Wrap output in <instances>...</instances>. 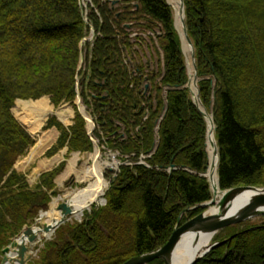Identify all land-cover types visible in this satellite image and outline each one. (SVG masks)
Listing matches in <instances>:
<instances>
[{
	"label": "trees",
	"instance_id": "1",
	"mask_svg": "<svg viewBox=\"0 0 264 264\" xmlns=\"http://www.w3.org/2000/svg\"><path fill=\"white\" fill-rule=\"evenodd\" d=\"M184 2L200 97L217 126L220 187L264 186V0ZM83 10L81 0H0V254L49 207L67 163L34 185L15 168L36 142L12 111L17 99L50 96L58 107L80 91L93 136L124 162L106 204L61 225L29 264H124L165 245L179 219L184 224L204 208L182 213L212 198L203 175L207 120L187 86L173 8L167 0H91L96 38L86 43L80 68L81 42L90 34ZM156 28L159 69L143 62L130 68L127 58L137 44L155 43ZM86 125L77 108L70 126L50 116L43 129L55 126L60 135L46 155L64 147L67 156L92 152ZM261 218L222 229L214 240L227 241L196 264H264Z\"/></svg>",
	"mask_w": 264,
	"mask_h": 264
},
{
	"label": "water",
	"instance_id": "2",
	"mask_svg": "<svg viewBox=\"0 0 264 264\" xmlns=\"http://www.w3.org/2000/svg\"><path fill=\"white\" fill-rule=\"evenodd\" d=\"M85 1L86 0H82V4L84 5V20L90 27L91 34L82 40V47L84 46L86 41L95 38L96 35V30L88 19V8ZM179 5V12L180 15H182V29H178L177 23L176 27L181 36L183 51L187 58V66L189 71V81L187 85L191 89L194 102L206 117L208 123L206 145L208 146L209 137L212 132L210 129L209 121L213 120L214 122V133L217 131V127L215 125L214 114L212 110L208 111L201 101L200 89L198 86L199 78L198 67L196 62V52L193 41L187 29L184 0H179ZM81 60H83V55L81 56ZM77 105L81 113L85 117L86 121L88 122L89 126L92 123L93 119L86 113V108L81 102L80 92H78L77 96ZM210 145H212L213 147V152L218 154L219 164V147L217 144L216 137L215 141L212 142V144ZM209 169L210 166L208 168L207 173L205 174L208 179ZM209 181L211 189L213 191L212 199L210 201L201 203L198 206L187 208L182 214H184L188 210H192L197 207L204 208L201 213L188 220L184 224H181L179 219L170 240L165 245L154 251L134 256L128 261H126L124 264H147L148 262H151L152 260L157 258H162L164 260V264H174L175 259L180 258V255H178V248L184 236H188L192 233L200 231L213 230L211 233H209L212 235L213 238L220 230L225 227L242 223L249 219L264 215V186H238L222 190L219 185L220 189L225 192L224 195L220 197L216 189L213 187L210 179ZM246 190L250 191L251 195L248 200L243 203H240L239 197ZM70 200L71 198H68L58 205V208L62 211V217L60 220H55L52 223H47L44 221L41 222L40 219L37 221L38 223H40L39 226H26L21 232V234L17 238H15L10 245L6 246L3 249V257L0 261V264H28V262L33 257L32 247L36 245V243L40 240L50 238H44L45 236L42 234V230L53 234L60 225L65 223L73 215L74 208L72 207ZM44 215L45 212L41 215V218ZM226 241L227 239L223 241L211 242L209 245L200 249L199 252H197L193 257L189 258L186 261L183 260V264H196L203 257H205L212 249L222 245Z\"/></svg>",
	"mask_w": 264,
	"mask_h": 264
},
{
	"label": "rangeland",
	"instance_id": "3",
	"mask_svg": "<svg viewBox=\"0 0 264 264\" xmlns=\"http://www.w3.org/2000/svg\"><path fill=\"white\" fill-rule=\"evenodd\" d=\"M167 1L175 6V4L173 3L172 0H167ZM173 13H174V18H175L176 23H177L176 9L175 8L173 9ZM177 27H178V29H181V28H179L178 23H177ZM136 49L138 50V53L136 52V54H134L133 56L128 57V59H129L128 63L130 64V67L133 68L136 63L143 61L144 63H147L149 65L148 69L157 70L158 67H157L156 59L159 60V56H160L158 51L155 50V48H153L151 44H145V45H142L141 47H138ZM158 49H159V51H161L160 48H158ZM86 51H87L86 47H84V55H83V60H82V64H81L83 66L81 68L85 67ZM184 56L186 57L185 54H184ZM133 57H135V58H133ZM158 65H159V63H158ZM48 99H49L50 104L53 107V111L48 114V117L55 115L65 125H70L71 123H73V118L75 116L76 108L80 111V109L77 105V98L74 101L64 102V103L60 104L58 107H56L53 103H51L49 96H48ZM18 100H26V99H17L16 100L15 105L13 107V113L22 123H24L27 130L32 134V136H34L36 142L30 148L28 153L25 156L21 157L17 161V163H16L17 169L25 172L28 176L29 183L31 185H34V184H37V182L39 180L38 178L44 172V170H47L48 168H50V169L55 168L56 166L59 165V163L63 159H66V161H67L64 170L57 176V180L59 182V185L57 188L58 194L52 197V200L49 203V207L46 210H42L41 213L47 212L48 210H50L51 205L54 201L57 200L59 203H61L62 201L69 198L72 194H74V193L78 192L79 190L87 187L88 184L93 181V178L85 177V171L88 169V167H91L94 164V161H95L94 153L95 152H98V155L100 156L99 158L97 157L98 161H100L101 163L108 161L111 164L112 167L108 166L105 168V171H104L105 179L107 181H109V183L111 184L112 179L117 174L116 172L119 171L120 164L123 162V161H121V159L119 157V153L117 151L107 149L106 146L102 145L97 138L93 137L95 142H94V149L92 152L81 153V152L77 151V152H71L69 154V156H67V154H66L67 151H66V147H65V148L61 149L60 151H58L55 155L48 157L46 155V152L52 146V144L56 141V139L59 135V130L55 126L50 127L48 129H43V127L46 125L48 118L45 119V121L42 124V126L40 127V129L32 130L30 125L28 124V121H27L29 116H26V114L24 113V111L22 109L23 108L22 105L18 104ZM29 100H32V99H29ZM62 109L66 112L67 117H69L68 118L69 121H67V122L64 121L59 116V114L57 113V111L62 110ZM86 126L88 129V132L90 131L89 133L93 136L94 127H90V126H88V124ZM50 132H55V135H54L55 140H54V138H52V140L49 141V143L44 148H42V149H40V151L34 153V149H35L37 143L39 142V140ZM59 157L62 158L61 161L58 160ZM71 164L73 165V167L70 171L69 168H70ZM43 165H44V167H43ZM104 203H106V200ZM102 205H104V204H97V203L93 204L90 207V210H92V207H94V206L99 207ZM82 217H83V214L80 217H74V218L70 219L68 222L81 221ZM261 221H262L261 217H256V218L251 219V223H253V224L259 223ZM17 235H15L12 239H14ZM54 235L55 234H52L51 237H54ZM43 247H44V241L43 240L39 241L38 243H36V245L33 246V259L38 256L39 251Z\"/></svg>",
	"mask_w": 264,
	"mask_h": 264
},
{
	"label": "bare ground",
	"instance_id": "4",
	"mask_svg": "<svg viewBox=\"0 0 264 264\" xmlns=\"http://www.w3.org/2000/svg\"><path fill=\"white\" fill-rule=\"evenodd\" d=\"M177 9V23L179 28L182 29V15H180L179 9V0H172ZM191 63V62H190ZM18 104L22 105V109L26 116H29L27 121L32 130H38L44 123L48 114L53 111V107L49 102L48 97H43L38 100H18ZM59 116L64 121H69V117H67L66 112L62 109L57 111ZM213 120L209 121L211 135L209 137V147L207 146V154L209 157V179L212 182L213 187L216 189L218 195L222 197L225 192H223L219 187V173H218V154L213 152L212 142L215 141V133H214V124ZM52 140V133L47 136L42 137L37 143L34 153L40 151V149L44 148L49 141ZM210 148V149H209ZM97 157L98 152L94 153V164L85 171V177L93 178V181L88 184L87 187L79 190L78 192L72 194L69 198H71L70 203L74 208V213L70 217V219L74 217H80L85 212V210L90 209L93 204H104L105 192L110 186L109 181H107L104 177V171L106 167H112L108 161L101 163L98 161ZM73 165H70L69 170L71 171ZM251 192L246 190L244 191L240 197L239 202L243 203L250 197ZM59 202L56 200L52 203L50 210H48L44 216V222L52 223L55 220H60L62 217V211L58 208ZM213 230L200 231L196 233H192L188 236H184L180 246L178 248V255L180 258H176L174 264H183V260L186 261L189 258L193 257L200 249L209 245L212 241V235L209 234ZM42 234L47 238L51 235L50 232H46L42 230Z\"/></svg>",
	"mask_w": 264,
	"mask_h": 264
},
{
	"label": "crops",
	"instance_id": "5",
	"mask_svg": "<svg viewBox=\"0 0 264 264\" xmlns=\"http://www.w3.org/2000/svg\"><path fill=\"white\" fill-rule=\"evenodd\" d=\"M50 133H52V138H54V140H55V137H54V135H55V132H50ZM50 133H48V134H50ZM48 134H47V135H48ZM47 135H45V136H47ZM43 138H44V137H43ZM48 143H49V142H48ZM58 160L60 161V160H62V158H61V157H59V159H58ZM58 160H57V161H58ZM54 162H55V161H54ZM43 167H44V165H43ZM16 168H17V167H16ZM48 169H50V168H48ZM48 169H47V170H48ZM44 171H45V170H44ZM56 182H57V184L59 185V182H58L57 178H56Z\"/></svg>",
	"mask_w": 264,
	"mask_h": 264
}]
</instances>
